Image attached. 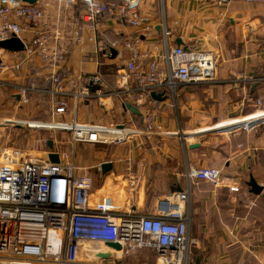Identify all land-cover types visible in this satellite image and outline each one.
Returning <instances> with one entry per match:
<instances>
[{"label": "crops", "instance_id": "obj_1", "mask_svg": "<svg viewBox=\"0 0 264 264\" xmlns=\"http://www.w3.org/2000/svg\"><path fill=\"white\" fill-rule=\"evenodd\" d=\"M139 11L147 18L149 33L143 26L134 28L106 17L99 22L97 34L85 28L81 44L77 45L71 42H75L74 24L83 14L81 0H73L68 8L62 3H52L39 23L22 22L26 39L44 29L51 39L59 32L61 42H70L66 66L69 76L98 72L104 93L115 90L114 85L113 90L105 91L107 79L113 78V71L129 60V52L122 45L128 37L141 38V51L159 58L164 49L163 31L167 29L171 32L169 45L211 52L216 57L214 82L180 86L175 95L164 101L152 99L155 102L149 108L156 123L162 132L168 130L169 135L139 136L119 147L98 145L104 148L100 150L103 156L100 158L101 164L106 165H91L86 160L77 168L89 173L94 196L105 190L123 194V211L135 217L155 216L164 200L187 191L185 213L191 264H264V111H257L264 109V4H246L241 0H142ZM102 43L108 47L105 52L99 50ZM4 53L3 59L9 64L15 62L16 54ZM50 74L51 69L34 58L19 71L2 74L4 84H0V91L29 84L40 88L47 85ZM241 76H251L256 81L247 84L238 80ZM112 81L114 84V78ZM88 89L93 92L97 87L89 85ZM256 100L261 101L259 108ZM101 101L94 99L80 104L95 112L96 118L84 117L85 123L115 121L144 127V108L136 109L138 113L134 114L117 99L112 98L108 104ZM27 105H36L51 116L52 101L45 94L29 93ZM196 126L205 127L191 129ZM176 128L180 136L171 133ZM234 128L238 129L229 131ZM188 139L194 141H185ZM139 145L150 149L143 151ZM194 145L198 146L191 149ZM46 150H59L51 153L56 155L65 153L55 142ZM202 169L216 170L220 182L213 185L205 179L187 177L189 172ZM251 178L263 188L260 196L251 193L248 186ZM229 187H237L238 191L231 192ZM111 198L118 199L116 194ZM107 253L111 260L102 264H154L156 258L152 249L108 248Z\"/></svg>", "mask_w": 264, "mask_h": 264}, {"label": "built area", "instance_id": "obj_2", "mask_svg": "<svg viewBox=\"0 0 264 264\" xmlns=\"http://www.w3.org/2000/svg\"><path fill=\"white\" fill-rule=\"evenodd\" d=\"M246 4H264V0H241ZM142 0H81L83 14L74 24L72 44H81L85 28L97 34L99 22L106 17L130 27L143 26L151 31L147 18L140 15ZM52 3L71 7L73 0H37L33 4L20 0H0V42L18 38L24 50L14 52L15 62L5 59L0 49V76L19 71L24 63L38 58L51 69L47 85L17 87L18 101L27 103L29 93L39 92L51 99V117H69L46 125L69 136L65 153L57 154L53 163L44 158L24 156L16 152L0 160V264H80L78 256L83 244L117 243L122 250L152 249L154 264H191L188 250V220L185 208L188 192L172 194L164 200L155 216L135 217L123 211V194L105 190L94 196L92 178L77 168L73 155L77 144L119 147L139 136L160 135L161 127L150 110L151 94L168 97L176 89L189 84L216 80V57L211 52L169 45L171 32L163 31L164 49L159 58L141 51V38L128 37L122 43L129 60L114 72L115 90H101L100 75L69 76L67 62L70 42H61L60 33L51 39L48 30L35 32L30 39L23 36L26 23L37 24L44 19ZM100 51H107L106 44ZM264 56V47L262 48ZM6 58V57H5ZM238 80L253 83L256 78L241 76ZM1 78V77H0ZM0 84L4 81L0 79ZM96 86L91 92L88 86ZM117 99L123 107L144 108V127L126 123L85 124L76 119L79 104L94 99ZM70 100V104L66 101ZM257 108L261 101L256 100ZM53 122V121H52ZM245 128H249L245 126ZM238 128L232 130L235 132ZM188 178L205 179L213 185L220 182L213 169L189 172ZM237 192V187H229ZM123 193V192H122ZM118 197L113 200L111 196Z\"/></svg>", "mask_w": 264, "mask_h": 264}, {"label": "rangeland", "instance_id": "obj_3", "mask_svg": "<svg viewBox=\"0 0 264 264\" xmlns=\"http://www.w3.org/2000/svg\"><path fill=\"white\" fill-rule=\"evenodd\" d=\"M113 78L107 79V87L105 89L106 92H110L111 90L114 89V84L112 81ZM9 89H10L9 91H0V153L3 152L2 153L3 157H5L7 154L18 152V153H25L26 154L25 156L44 158L47 152H51L50 150L49 151L46 150L48 148L47 141H52L53 143L55 142L59 144V146H61V148H63V150L66 151V149L69 147V136L67 133L63 131H59L54 127H49L46 125H30V124L21 125L19 123L21 122L25 124L50 123V122L56 123L57 121H61V120H65V121L69 120V117L55 118L54 120H52L51 116L49 117L47 116L46 114L47 111L45 112L42 111V109L38 108V106L36 105L28 106L27 103L19 102L16 99V95L18 96L19 93L17 88L15 90H12L11 88ZM66 101L70 104V100L66 99ZM101 102L104 104L110 103L109 100H102ZM257 111H264V109H258ZM254 112H256V110ZM94 114L95 112L92 111L91 108L88 107L87 109H84L80 105L78 107V113L76 114V119L78 122L85 123V118L88 120H92L93 119L92 116H94ZM181 118L183 119L184 117ZM6 120H12L13 122L7 123ZM117 121L118 120H116V122ZM110 123H115V121L108 122L105 125H108ZM204 127L205 126H201V127L196 126L191 129L196 130ZM166 131L168 130L165 129L164 132ZM171 133H177L178 136H180L181 134L180 130H177V128L176 130H174V132L172 130ZM185 141L193 142L194 139H188ZM139 146H141L140 148L143 151L150 149L147 146L145 147V145H139ZM103 147H110V146H103ZM103 147H99L98 145L92 146L88 144H77L75 151L76 157L74 160L75 166L78 167L79 165H82L83 163H85L86 160L91 165H96V166L100 165L101 164L100 156H102L100 155L101 153L100 150H104ZM114 150L115 148H113V151ZM52 151L57 152L59 150H52ZM91 151H93V153H91ZM101 165H106V163L104 162ZM107 252H108V248H106L101 244L100 245L88 244V243L83 244L79 252L78 263L102 264L103 263L102 261L110 260V259L104 260L100 258V255L106 254ZM92 255H95V257L92 258ZM142 260L145 261V256L144 259ZM115 264H118V262H115Z\"/></svg>", "mask_w": 264, "mask_h": 264}, {"label": "water", "instance_id": "obj_4", "mask_svg": "<svg viewBox=\"0 0 264 264\" xmlns=\"http://www.w3.org/2000/svg\"><path fill=\"white\" fill-rule=\"evenodd\" d=\"M20 1L21 2H24V3H28V4H33L37 0H20ZM177 43L179 44L180 41H177ZM0 49H3L5 51L13 52L14 53V52H21V51H23L24 50V46H23L22 42L18 38H11L9 40L0 42ZM110 52H111L112 56L115 55V52L112 49L110 50ZM151 98L154 99V100H157V101H164L166 99V97H163L161 95H156V94H151ZM126 108L130 112H132L134 114H137L138 113V111L135 108L131 107V106H127ZM253 125H255V124H253ZM253 125H251V126H253ZM251 126H248V127H251ZM240 127H243V126L241 125ZM240 127L238 126V128H240ZM197 146L198 145H194V146H190V147L192 149V148H195ZM49 160L51 162H53V163H58V161H59L58 155H56V154H50L49 155ZM248 186L251 189V193L254 194L255 196H260L261 193L263 192V188L260 187V186H258L256 184V182L252 178L248 182ZM104 245H105V247H107L109 249L121 250V246L119 244H117V243H105Z\"/></svg>", "mask_w": 264, "mask_h": 264}, {"label": "bare ground", "instance_id": "obj_5", "mask_svg": "<svg viewBox=\"0 0 264 264\" xmlns=\"http://www.w3.org/2000/svg\"><path fill=\"white\" fill-rule=\"evenodd\" d=\"M52 142L51 141H49V143H48V146H49V148H51L52 147ZM3 153V152H2ZM2 153H0V160L3 158V154ZM19 156L20 157H24V155H21V154H19ZM106 254H108V253H106ZM105 254V255H106ZM117 254H118V252H117ZM95 257V255H92V258H94ZM100 258L101 259H104V260H108L109 259V257H108V255H106V256H102V255H100ZM110 260H111V258H110Z\"/></svg>", "mask_w": 264, "mask_h": 264}]
</instances>
